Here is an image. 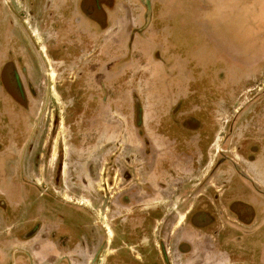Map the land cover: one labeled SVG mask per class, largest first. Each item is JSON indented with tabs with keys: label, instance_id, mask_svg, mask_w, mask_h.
<instances>
[{
	"label": "rangeland",
	"instance_id": "1",
	"mask_svg": "<svg viewBox=\"0 0 264 264\" xmlns=\"http://www.w3.org/2000/svg\"><path fill=\"white\" fill-rule=\"evenodd\" d=\"M116 1L108 9L117 21L74 26L80 52L21 11L32 45L45 47L32 52L41 146L33 160L29 142L21 186L4 180L11 160L0 164L1 192L18 191L0 195L1 231L5 221L30 219L36 187L108 223L118 194L134 187L146 197L142 184L156 187L157 175L166 188L150 194L151 204L176 205L197 174L199 193H214L216 208L240 178L264 176L261 13L247 12L249 0ZM8 260L0 252V264Z\"/></svg>",
	"mask_w": 264,
	"mask_h": 264
},
{
	"label": "flooded vegetation",
	"instance_id": "2",
	"mask_svg": "<svg viewBox=\"0 0 264 264\" xmlns=\"http://www.w3.org/2000/svg\"><path fill=\"white\" fill-rule=\"evenodd\" d=\"M108 1L112 2L0 0V160H11L4 172L9 182L13 177L22 178V160L30 143L31 149H35L33 160L38 159L41 146L40 110L36 108L39 92L33 68L34 59L39 58L32 52L45 51V47L32 45L21 11L26 12L29 20H43L50 23L52 30H61L70 44L74 41V51L80 52L72 29L87 22L90 28L101 30L105 21L102 3L108 6ZM247 7L248 13L257 14L264 10V2L251 0ZM261 16L264 19V13ZM68 30L70 33H66ZM77 33L80 36L82 30ZM67 47L70 46L59 48L67 50ZM192 132L197 133V127ZM15 153L17 170L13 174ZM160 176L157 175L156 187L146 186L143 181L146 197L136 195L139 191L134 187L118 194L108 223L92 220L86 208L64 204L50 192L36 187L39 196L35 194L32 198L27 213L30 219L17 222L12 236L8 232L3 237L1 254L9 258L7 264H212L214 256L222 258L229 249L226 247L229 239L223 229H218V222L226 223L227 217L222 207L214 206L217 205L214 193L210 200L199 193L196 174L193 176L196 186L176 205L151 204L150 194L166 188L165 179L162 181ZM122 178L127 181L128 174L124 172ZM20 196L24 198L22 193ZM212 241L219 250L214 256L213 251L210 253Z\"/></svg>",
	"mask_w": 264,
	"mask_h": 264
},
{
	"label": "crops",
	"instance_id": "3",
	"mask_svg": "<svg viewBox=\"0 0 264 264\" xmlns=\"http://www.w3.org/2000/svg\"><path fill=\"white\" fill-rule=\"evenodd\" d=\"M116 2L118 3L119 1L117 0ZM109 9L111 10V8ZM109 9L108 6L102 3V11L105 19L116 20V18H111L114 13L110 14ZM260 12L257 14L260 15ZM263 13L261 12V15ZM6 161L7 159L0 160V164L3 163L6 165ZM253 174L256 175L253 178L251 176L240 178L239 186L235 188L233 194L231 193L232 191L229 193L227 202L223 201L224 205H222V210L227 220H225L226 223L219 220L221 222H218L220 224L218 229H223L225 236L229 239L226 245L229 249L222 258L215 257L214 254L219 250L216 248L215 241L210 242V244L212 243L210 246H213L210 253L213 251L212 254L215 259H213L212 264H264V176L261 175V172ZM4 176L5 182H8L6 174ZM13 178L10 181V185L20 186L16 182L17 179L15 177ZM248 181H254L255 186ZM241 182L244 183L241 184ZM1 190L0 188V195H9L7 198H10V196L12 198V192H14V196L18 192L15 191V188L9 189L6 192H1ZM11 203L13 205L16 204L10 202V205ZM214 206L217 207L216 205ZM2 226L4 230L1 231L0 229V246L3 237H6L8 232H11L10 235L12 236V229L17 227V221H5L2 223ZM10 235L8 237L12 238ZM233 237H237L238 239L233 240ZM9 242L13 245V241Z\"/></svg>",
	"mask_w": 264,
	"mask_h": 264
},
{
	"label": "trees",
	"instance_id": "4",
	"mask_svg": "<svg viewBox=\"0 0 264 264\" xmlns=\"http://www.w3.org/2000/svg\"><path fill=\"white\" fill-rule=\"evenodd\" d=\"M258 20V19H257Z\"/></svg>",
	"mask_w": 264,
	"mask_h": 264
}]
</instances>
